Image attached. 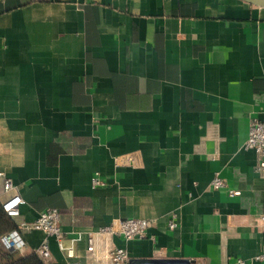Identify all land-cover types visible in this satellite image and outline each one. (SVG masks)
I'll return each mask as SVG.
<instances>
[{
  "label": "crops",
  "instance_id": "1",
  "mask_svg": "<svg viewBox=\"0 0 264 264\" xmlns=\"http://www.w3.org/2000/svg\"><path fill=\"white\" fill-rule=\"evenodd\" d=\"M263 114L264 7L0 0V171L24 200L0 217V246L58 207L63 242L83 234L76 264H98L87 232L124 217L156 219L147 237L112 238L133 264H264V174L245 147ZM216 172L227 186L211 187ZM10 194L0 180V207ZM22 233V254L48 240L53 264H71L55 236Z\"/></svg>",
  "mask_w": 264,
  "mask_h": 264
},
{
  "label": "built area",
  "instance_id": "2",
  "mask_svg": "<svg viewBox=\"0 0 264 264\" xmlns=\"http://www.w3.org/2000/svg\"><path fill=\"white\" fill-rule=\"evenodd\" d=\"M245 147L254 149L258 156L257 170L264 174V114L260 117H254L249 130V136L245 142ZM0 180L3 191L11 193L2 199V207L8 215L12 217L21 216V204L24 202L23 197L14 183L11 176L6 171H0ZM107 181L104 180L100 172H96L92 177L93 186H104ZM227 186L226 180L219 172H216L211 181V187L219 189ZM229 193L240 194L241 189L229 188ZM264 218V212H262ZM61 210L58 207H48L42 210L38 216L34 218H22L19 220L18 226L2 236V243L10 250H18L24 252L27 246L22 229L33 230L40 229L46 232L47 236H55L58 240L60 249L65 252L66 256L71 259V264H76V242L83 238V234L79 233L72 238L70 244H65L63 239L65 232L60 225ZM156 223L154 218L143 217H124L117 218L110 224L92 229L87 232V250L98 264H128L130 254L127 248L118 246L113 243L112 238L115 235L123 236L131 240L135 238L147 237L150 228ZM178 222L175 219L169 220V227L176 228ZM107 238L109 242H107ZM34 252L38 253L46 264H53L52 249L48 240H44L38 245ZM264 258V253L261 254ZM193 264H197L195 261Z\"/></svg>",
  "mask_w": 264,
  "mask_h": 264
},
{
  "label": "trees",
  "instance_id": "3",
  "mask_svg": "<svg viewBox=\"0 0 264 264\" xmlns=\"http://www.w3.org/2000/svg\"><path fill=\"white\" fill-rule=\"evenodd\" d=\"M5 214L6 211L2 207H0V217L5 216ZM16 227H17L16 224L13 223L11 228L14 229ZM4 234H2V236ZM0 264H46V263L44 259L34 251L26 254H22L18 250H10L6 248L5 245L2 243V245L0 246Z\"/></svg>",
  "mask_w": 264,
  "mask_h": 264
},
{
  "label": "water",
  "instance_id": "4",
  "mask_svg": "<svg viewBox=\"0 0 264 264\" xmlns=\"http://www.w3.org/2000/svg\"><path fill=\"white\" fill-rule=\"evenodd\" d=\"M254 5H258L264 7V0H243ZM130 260V264H133ZM191 260L183 258V259H172V260H164V259H148L143 260L142 263L144 264H191Z\"/></svg>",
  "mask_w": 264,
  "mask_h": 264
}]
</instances>
